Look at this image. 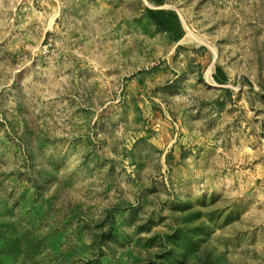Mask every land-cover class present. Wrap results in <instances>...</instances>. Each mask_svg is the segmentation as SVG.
Returning <instances> with one entry per match:
<instances>
[{
	"label": "rangeland",
	"instance_id": "rangeland-1",
	"mask_svg": "<svg viewBox=\"0 0 264 264\" xmlns=\"http://www.w3.org/2000/svg\"><path fill=\"white\" fill-rule=\"evenodd\" d=\"M149 4L0 0V264H264V0Z\"/></svg>",
	"mask_w": 264,
	"mask_h": 264
},
{
	"label": "trees",
	"instance_id": "trees-1",
	"mask_svg": "<svg viewBox=\"0 0 264 264\" xmlns=\"http://www.w3.org/2000/svg\"><path fill=\"white\" fill-rule=\"evenodd\" d=\"M149 3H155L156 6H163L164 0H147ZM147 18L158 29H163L165 32H169L173 35V42H179L183 36V30L179 23L178 16L171 10L158 9V10H146ZM174 16V21L171 18ZM176 23V24H175ZM180 29V30H179ZM179 31V32H178ZM219 71H221L219 69ZM223 73V72H222Z\"/></svg>",
	"mask_w": 264,
	"mask_h": 264
},
{
	"label": "bare ground",
	"instance_id": "bare-ground-1",
	"mask_svg": "<svg viewBox=\"0 0 264 264\" xmlns=\"http://www.w3.org/2000/svg\"><path fill=\"white\" fill-rule=\"evenodd\" d=\"M185 41L200 43V39L198 37H196L193 33H191L190 30H188V29L186 30V35L184 36V38L182 40L179 41V43L185 42ZM210 73H211V71H210ZM210 73H209V75H211ZM209 75H208V79H209Z\"/></svg>",
	"mask_w": 264,
	"mask_h": 264
},
{
	"label": "crops",
	"instance_id": "crops-1",
	"mask_svg": "<svg viewBox=\"0 0 264 264\" xmlns=\"http://www.w3.org/2000/svg\"><path fill=\"white\" fill-rule=\"evenodd\" d=\"M150 6H151V10H158V9H164L162 6H156L155 5V3H150L149 4ZM166 10V9H165ZM173 12V11H172ZM173 13H175V12H173ZM176 14V13H175ZM177 15V14H176ZM171 18L173 19V22H175L174 21V16H171ZM179 20V19H178ZM179 23H180V20H179ZM176 24V23H175ZM180 25H181V23H180ZM153 26H155V25H153ZM181 28H182V25H181ZM163 34H165V35H167L168 37H170L171 38V40L173 41L174 40V38H173V35L171 34V33H169V32H165L163 29H159ZM180 30V29H179ZM182 30H183V28H182ZM184 31V30H183ZM179 32V31H178ZM184 38V37H183ZM182 38V39H183ZM181 39V40H182Z\"/></svg>",
	"mask_w": 264,
	"mask_h": 264
}]
</instances>
